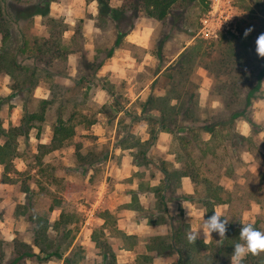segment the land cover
Wrapping results in <instances>:
<instances>
[{
  "label": "rangeland",
  "instance_id": "1",
  "mask_svg": "<svg viewBox=\"0 0 264 264\" xmlns=\"http://www.w3.org/2000/svg\"><path fill=\"white\" fill-rule=\"evenodd\" d=\"M122 2L123 0H0V6L4 4L12 20L9 27L10 35L4 42L0 40V53L4 54L6 68L3 71L0 70L2 127L8 129L18 126L23 113L40 111L46 95L43 89H38L35 93L34 87L40 81L45 80L49 84L51 91L49 96L52 100L46 107L44 122L40 124L39 132L36 133L37 129H33L29 131L27 138L18 137L17 139L18 155L13 159V164L20 172L18 183L3 186L4 181L0 177L2 181L0 224L3 226L0 227V264H9L15 258L14 253L17 250L27 249V245L33 243L30 226L22 219H19L18 226L9 229L10 233H2L7 232V224L11 223L14 208L18 206L16 210L23 211L22 214L26 213L25 215H30L34 211L41 216L55 218L58 214L57 209L52 212L49 210L54 201H59L62 208L72 212L73 215L75 212L79 214L74 216L75 222L70 232L65 230L63 234H58L55 227L49 234L46 232L45 236L50 242V246L47 247L59 253L67 246L69 240L75 237L74 246L82 248L79 253L82 256L80 264L105 263L107 256L104 247L101 246H106L104 244L109 240V236H104L95 230L100 220L95 221L94 227L90 223L85 224V215L81 210L83 205L90 204L89 200L93 198V194L96 195L95 190H99L101 178L108 172L107 181L110 183V188L107 195L103 193L99 212L108 213V208L112 209V206L123 199L121 192L124 191L123 188L126 190L127 185L121 180L119 182L118 176L114 174L121 170L122 167L119 168L121 164L125 165L121 171L123 175L128 174L130 166L125 161L127 156L131 158V155L130 152L123 151L126 149L119 152L114 150L113 143H117L119 139L120 142L125 140L124 145L145 150V153L152 156V160L159 165L160 170L164 167L171 168V162L174 164L175 158L170 159L172 151L176 154L180 152L183 157L188 155L192 163L199 167V172L197 171L199 178L207 176L215 183L226 186L225 191L222 192L225 202L218 209L224 211V215L230 219L229 224L251 220L257 223L261 231H264V79L261 89L256 93L259 97L251 101L244 117L235 121V132L231 130L227 133H219L225 138L229 135L227 142L224 141L228 144L225 150L214 155L211 154L213 151L209 149L210 145L205 148L203 137L207 136L204 134L207 132L201 131V128L211 127L216 130L222 127L227 128V125L217 127L213 121L222 119L227 112L216 94L220 85L217 84L212 72L203 65L208 61L206 56L203 54L199 56L197 53L190 72L176 73L167 81L165 86L168 88L171 86L174 94L182 96L178 102L173 99V95L168 96L165 91H159L158 79L180 51L196 42L201 44L200 51H210L209 61L214 59L215 41L221 33L238 34L239 30L245 33V29L251 26L253 30L247 36L250 47L255 51V35L264 33V0H231V8L224 7L226 9L223 13L224 18L220 19L222 21L225 19L227 22L232 20L227 23L228 26L213 27L215 37L201 33L202 20L211 9L213 0H185L173 7L168 17L162 22L147 16L138 17L133 11L122 8ZM226 12L230 14L227 15ZM44 39H50L51 42L56 40L57 44L55 47L50 45L45 47V53L42 52L38 59L27 58L29 51L33 53L38 46L33 43L41 44ZM23 43L27 52L18 53L16 49ZM63 47L66 52L65 57L55 58L49 66L52 54ZM15 55L18 65L12 61ZM112 56L114 59L110 64L113 66L111 76H95L99 67L104 65V61ZM35 65L51 69L59 74L47 76L44 71L38 70L37 73L44 76V79L42 80L41 77L31 79V68ZM60 73H64L63 76H60L62 75ZM92 74L95 77H91ZM245 81L246 83L242 84L244 88H250L255 83L254 78ZM144 86L149 89L136 97L137 92ZM108 90L112 93L110 94ZM185 93L188 96L183 97ZM109 97H112L117 104L121 101L134 100L129 112L127 111V114H130L129 118L121 119L117 129L115 128V138H118L115 140H112L114 133L111 131L113 125L111 119L107 124L108 130H99L97 125L91 127L85 120L86 116L90 119L95 116L97 118L96 111L100 108L96 106L97 103L101 102L105 105V99ZM154 97L158 99L156 101L158 104L159 101H164L167 106L175 107H179V103L190 98L196 103L189 114L195 113L201 120L192 123L186 118L189 115L170 112L167 122H173L169 128L163 127L157 133V124L151 125L142 115L154 113L157 105L155 102H149V98ZM179 109L181 108L176 110L180 111ZM108 112L111 111L108 110ZM58 119L68 122L67 125L69 127L71 125L74 135L66 138L59 150L43 154L42 161L38 165L34 153L36 146L40 141H49L50 128ZM73 126L76 128L75 131ZM179 129L183 132L178 133ZM160 133L167 135L164 142L168 147L164 148L161 143L156 145V140L155 142L154 139L151 140L153 134L159 136ZM184 133L192 137V142L187 145L181 143L184 141L181 139ZM238 134L245 139L240 140ZM145 135L149 137L147 140L142 138ZM220 139L223 144L224 138L220 136ZM232 142L235 148L230 146ZM78 144L82 152L79 156L74 154L75 149L77 152ZM175 165L177 166V162ZM52 167L60 170L54 172ZM36 168H40L41 171H36ZM112 168H119V170L112 173ZM230 168H234L232 176L226 173ZM147 170L149 167L143 171L139 169L131 180H140L143 185L149 184ZM49 174H54V178L52 179ZM23 181L25 186L33 191L30 196L24 192L21 194L20 184ZM176 181L179 182V175H173L170 179L166 197L174 193ZM35 191L36 194H34ZM204 193L201 186L197 185L194 202L203 203ZM4 194L6 197L3 196ZM12 194H15V199H20L19 203L11 200ZM22 206H25V209L21 208ZM196 207L198 215L193 214L194 225L201 223L200 215L204 212L199 204ZM258 210L259 214H257ZM188 212V209L184 211L186 220L191 213ZM110 214L114 213L110 211ZM211 214L207 211L205 219ZM92 221L90 219L89 222ZM93 228L96 232L94 235L97 241L96 248L90 240ZM183 230L186 233L189 231ZM215 234L212 233V235ZM8 235L9 240L3 237ZM218 237L216 234L215 238ZM217 240L214 243L219 244ZM154 243L158 245V242ZM30 247L33 251L40 252L36 247ZM39 254V258L23 257L17 264H61L64 256L43 261L40 258L44 255ZM205 254H208L207 250L200 253L202 260L197 264H210V261L208 263L204 261ZM223 254L226 256V251ZM259 256L264 262V253ZM156 264L164 263L163 260H157Z\"/></svg>",
  "mask_w": 264,
  "mask_h": 264
},
{
  "label": "trees",
  "instance_id": "2",
  "mask_svg": "<svg viewBox=\"0 0 264 264\" xmlns=\"http://www.w3.org/2000/svg\"><path fill=\"white\" fill-rule=\"evenodd\" d=\"M4 1V0H3ZM92 1V0H89ZM96 1H106V0H96ZM185 2V0H123L122 2V8L129 9L133 11L138 17L147 16L150 18H153L157 21H164L170 12L172 11L173 7L180 5V3ZM46 7V6H45ZM8 9L4 7V4L0 6V40L2 42L5 41L6 37L10 35V20L11 18L8 16ZM23 11V10H22ZM47 11V10H45ZM14 18V17H13ZM16 18V17H15ZM20 19V18H19ZM15 20V19H14ZM12 21V20H11ZM258 35H255V38ZM255 42V40H254ZM193 44L192 46L185 47L182 51L179 52V54L172 60V62L166 67V71L163 72L158 81H156L159 84V87L162 89H166L165 92L168 94V96L173 95L176 102H178L182 96H177L174 94V89L170 86L169 88L165 86L167 84V81H169L171 78L174 77L176 73L179 74H185L190 72L193 65L192 62L195 59V56L198 55H205L208 59L207 62H205L203 65L204 67L212 72L214 77L216 78L217 84H219V88L216 91V94L220 97V100L222 102L223 109L227 112V115L223 117L222 119L213 120L215 124L218 126H226L227 128H220L216 130V128H201V131L208 132L211 136L210 139L205 141L204 145L205 148H207L210 145V148L213 152L210 153L212 155L219 153L221 150H225L228 143L227 138H229V135L227 138H225L223 133H227L231 130L234 131V124L235 121H237L240 117H244L245 112L247 111L248 107L251 104V101L253 99H256L259 97L256 96V93L259 92L262 86V81L264 79V58H260L257 56L256 50L253 51L250 47V41L249 37L245 36L242 30L238 31V34L227 32V34L221 33L219 38L215 41V48L213 49V52L215 53V58L211 59L209 61L210 51H200L201 44ZM25 43H23L22 46H18L19 48L16 49L18 53H25L27 52L26 46H24ZM36 46V48L33 50V53L29 51L30 54H28L26 57L30 59H38V56L41 57L44 52V48L48 47H55L57 42L50 41V39H44L41 44L39 43H33ZM255 45V44H254ZM60 50H55V52L52 54L53 56L50 57L51 61L48 63L49 66L52 65L54 59L65 57L66 52L64 47L59 48ZM50 50V49H48ZM47 50V51H48ZM45 53V52H44ZM4 54L0 53V70L3 71L5 68V57ZM16 55L13 58V62L16 64ZM44 71L45 74L48 75H56L53 70L51 69H44L40 68L37 65L32 66L31 68V76L33 78L35 77H41V79L44 76H41L37 73V71ZM40 71V72H41ZM91 77H95L94 74L91 75ZM255 80V83L250 88H244L242 84L246 83L245 80L248 79ZM44 79V78H43ZM42 79V80H43ZM157 80V79H156ZM45 81V80H43ZM47 82V81H46ZM51 85V84H50ZM168 89H167V88ZM111 94L112 91L108 90ZM187 91V90H186ZM185 91V92H186ZM188 96L186 93L183 95V97ZM239 100V101H238ZM158 99L149 98V102L157 105L156 110H160V113L158 116H149L150 119L153 120L155 123H159L161 125V128L166 127L169 128L171 125V122H167L168 116H170V112L174 113H181V115L187 114L189 116H186L187 120L194 123L198 122L199 117L193 113L189 114L190 109H192V106L195 105V101L188 98L187 100H184L183 102L179 103V107L175 106H167V104L164 101H159V104L156 103ZM52 100H43V105L39 109L40 111L37 112H25L21 116L20 123L18 126H12L8 129L3 128V121L0 119V165L2 166V181L4 182H15L18 181L20 172L14 167L13 159L18 155V137L22 136L23 138H27L29 131L36 127L38 123H41L44 120V114L46 112V107L48 104H50ZM239 102V104H238ZM177 105V104H176ZM177 108L180 111H177ZM207 121V120H202ZM173 124V123H172ZM53 128V136L50 141V143L46 144H38V154L35 156L36 162L40 164V161L42 159L43 154L47 150H53L58 148L66 138H68L72 134V128L67 125L65 121L62 119H58V121L52 126ZM176 129V128H174ZM183 132L181 129H179V132ZM235 132V131H234ZM221 133V134H219ZM181 136V134H180ZM220 136L224 138L223 144L221 143ZM240 140H244L245 137L242 135H237ZM156 135L153 134L151 136V140L155 139ZM182 137V136H181ZM231 138V135H230ZM184 141L183 145H187L189 142H192V137L188 136V134L183 135ZM231 147L235 148V144L232 142L230 144ZM206 150V149H205ZM207 153V151H205ZM79 156V154H77ZM182 161L184 166L182 167L181 174L184 176H188L194 184H198L201 186V188L205 191L203 194L204 199L203 204L206 206L208 211L212 213L214 207L222 202H224V196H222L223 187L222 185L215 183L214 180L207 176H203L202 178H199L197 176L199 172V167L194 165L191 161V158L187 155L183 157L181 155ZM165 169V167L163 168ZM234 169V168H233ZM232 168L228 170L226 173H228V176H232L234 173ZM38 171H41L39 168ZM165 174L167 176L169 175L168 171L165 170ZM198 171V172H197ZM22 191L27 194V196L31 195L30 190L27 186H25L24 181L20 184ZM163 188H158L157 193L159 194L160 202L161 204L166 207L164 196L162 195ZM56 204L59 205L58 201H55ZM163 207V208H164ZM32 225H33V231H34V238H33V245L38 249L40 252L33 251L32 247L30 245H27V249L23 248L21 251L17 250L14 253V259L10 261L9 264H17L20 259L29 258V257H37L39 258V253H42L44 256L40 258L43 261H47L52 259L53 257H59L62 258L66 250L69 249L70 246V240L67 243V246L63 248L59 253L58 251H51L50 248L47 246H50V242L47 240L46 231H47V225L48 220L44 218L41 215H37L35 212H32L29 215ZM74 218H71L70 214H67L63 211H61L59 218L54 224V227L58 231V234H63L65 230L71 231L70 228H66L71 223H73ZM244 223L242 221L234 222L228 225V231H227V237L222 238V243H205L202 240H197L195 244L188 243L186 237H181V233L179 231L174 232L173 237L175 238V246H171L170 248L175 249L178 258L176 259L175 264H195L200 263L202 260V255H200L201 252L206 251L208 254H205L204 261L208 263L210 261V264H229L230 263V257L232 255L233 251V245L237 242H241L239 239V232L241 228V224ZM179 225V224H178ZM255 227L259 229V226L257 223H255ZM175 228V226H174ZM179 230V228H176ZM260 230V229H259ZM104 247L105 251L108 253V257L106 261H104V264H116L114 261V254L110 252V249L108 246H101ZM80 247H73L67 255L63 257V264H79V261L81 259V255L79 254L81 252ZM78 250V251H77ZM226 251V256H224V252ZM243 264H264L260 256H253L249 254L243 261Z\"/></svg>",
  "mask_w": 264,
  "mask_h": 264
},
{
  "label": "crops",
  "instance_id": "3",
  "mask_svg": "<svg viewBox=\"0 0 264 264\" xmlns=\"http://www.w3.org/2000/svg\"><path fill=\"white\" fill-rule=\"evenodd\" d=\"M112 59H114L113 56H112V58H108L107 60H105L104 65L102 64L99 67L95 76H97V75H100V76L109 75V76H111L110 74H112L113 66L112 65L110 66V64H111ZM57 74H59V73H57ZM60 74H62L60 76H63L64 73H60ZM100 76H97V77H100ZM38 89H43L46 92V95L44 96L43 100H50L49 95H50L51 91H50V86L48 83H46L45 81H40V83L36 84L34 87L35 93ZM146 89H149V88H147V86H144L142 88V90L137 92V94L135 96L138 97ZM160 90L165 91L164 88H162V89L160 88L159 91ZM133 101H134L133 99H130V100H127L125 102L121 101L120 103L117 104V103H115V101L112 97L106 98L105 99V103H106L105 105H103L101 102H100V104L96 102L97 103L96 106L100 107L96 111L97 118L95 116L92 119H90L89 117L86 116L85 120L87 121V124L91 125V127L93 125H97V128L99 130L100 129L108 130L109 127L107 124L109 123V120L111 119V124H113V125H112V128L111 127L110 128H111V131H113V133H114V138L112 136V140L118 139V138H115L117 124L120 123L121 119L129 118L128 116H130V114L129 113L127 114V111L129 112V108L132 107V105L134 103ZM50 104H48V105H50ZM107 108H109V109H107ZM108 110H110L111 112H108ZM155 111H156V109H155ZM155 111H154V113L142 114L144 119H148V121L151 123V125H154L155 122L153 120H151L150 119L151 117H149V116H158V114L160 113L159 109H158V111H156L157 113ZM138 115H139V113H138ZM139 117L140 116H138V118ZM97 119H98V121H97ZM42 122H44V120ZM19 123H20V121H19ZM41 123H38L36 125V127H33L31 130L37 129L36 133H38ZM66 123L68 124V122H66ZM146 123H147V120H146ZM156 124H157L156 132L158 133V130L161 129V125L158 122ZM188 124L191 125V123H188ZM48 128H49V126H48ZM73 128L75 131L76 128L74 126H73ZM50 129H51V137H50L49 141L48 142L40 141V143H38V144H46V143L49 144L50 143L52 136H53V128H50ZM178 133H180V132H178ZM204 134H206L207 136H204L203 140H205V141L209 140L211 135L208 132L204 133ZM71 135L72 136L74 135L73 129H72ZM166 136L167 135L164 133H160L159 136L156 135V137L154 139V142L156 140L155 144L157 145V144L161 143L162 145H164V148L168 147L167 143L164 142V141H166V138H165ZM20 137L23 138L22 136H20ZM99 138H100V136H99ZM142 138L147 140L149 137H147V135H145V136H142ZM174 139L176 140L177 138L175 137ZM124 141L125 140L123 139L120 142V139H119L117 141V143L114 142L113 143V145L115 147L114 150L119 152L122 149H126L123 151H126L127 153L130 152L129 154L131 155V158H129V156H127V160L125 161L128 164V166H130V170H129L128 174H126L124 176L121 171H122L123 167H125V165L121 164V166L119 167V168L122 167L121 170H119V168H112L111 169L112 173L119 170V172L117 174H114V175L118 176L119 182L122 181L123 184L127 185L126 190H125V188H123L124 191L121 192V194L123 195V199L120 202H118L115 206H112V209L108 208V211H109L108 213L102 214L99 212L98 208L101 207L100 203H101L102 198H103V193L105 195H107L108 190L110 188V183H109V181H107V176L109 175L108 174L109 172L105 173V177L102 176L103 178H101V180L99 182L100 183V185H98L99 190H97V191L95 190L96 195L93 194L94 195L93 198L91 200H89L90 204L89 205H83V210H81V211L85 215L84 223L85 224L90 223L93 226L95 221H97V220L101 221L100 224H96V225H98V228H95V230L104 236H109V240L104 245L108 246L110 249V252H112L114 254V261L116 264H156L157 260H163L164 264H175L176 259L178 258V255H177L175 249L170 248L171 246H175L174 245L175 238L173 237L174 232L176 233V231H179L181 233V237H185L186 232H184L183 229L190 230L191 227L194 225V222H195V220L193 219V214L198 215V208L196 207V205L199 204L202 210L203 209H204V211L206 210V206L202 202L200 204L198 202H194V200H193V198L195 197L194 193L196 190V186L198 184L197 185L194 184V182L188 176H184L181 174L182 167L184 166V164H183L180 152H179V154L178 153L176 154L175 151H172L170 159H173V157L175 158L174 164L171 162V165H172L171 168L165 167V169L160 170L159 165L157 163H155L154 160H152L153 159L152 156H150L149 154L147 155L145 153V150H141V149L139 150V147L137 148V147L132 146V145H124ZM38 144H37V146H38ZM37 146H36V150L34 152L35 156L38 154ZM60 146L56 149H53V150H47L44 154L45 155L50 154L51 152L59 150ZM17 151H18V148H17ZM74 154L82 155L80 144H78L77 152L75 149ZM176 162H177V166L175 165ZM14 167H15V165H14ZM148 167H149V170H147V172H148V178L147 179L150 182L149 184L143 185L140 180H138V181L131 180V178L134 175H136L135 173H137V171L139 169L141 171H143V170H146ZM38 169L36 168V171H38ZM52 169L54 170V172H56L55 170H57V171L60 170L59 168L56 169L53 167H52ZM165 170L168 171V173H169L168 176H167V174H165V172H166ZM49 175L52 179L54 178V174H49ZM173 175H179V182L176 181L177 185H176V189H175L174 193L171 194L169 197H166L169 182H170V179H172ZM117 176H116V178H117ZM0 177H2V166L1 165H0ZM108 179H110V178H108ZM1 182L2 181H0V188L2 187ZM3 183H4L3 186H6V185L9 186L8 184H10V183L16 184V183H18V181L3 182ZM98 186H97V188H98ZM222 187H223V191H225L226 186L222 185ZM158 188H163L162 195L164 196L166 207H164L160 202L159 194L157 193ZM30 192H31V194L33 193V191H30ZM21 194H23V191ZM34 194H36V191ZM185 194L187 196H184ZM3 196L6 197L5 194ZM11 200H14V203H19V201H20V199L19 200L15 199V194L13 195V198ZM221 205H223V202L216 205L214 207V209H217ZM17 208H18V206L14 208V213H15V210ZM21 208L25 209V206H22ZM56 209L58 211L57 212L58 214L55 218H50L47 215L43 216L44 218H46L48 220L47 231H46L47 234L50 233V230L54 229V224L57 221V219L59 218V215H60L62 209L65 213L70 214L71 218H74V216L77 215V213H78V212H75L73 215L72 212H69V211L65 210L64 208H62L60 202L58 205L54 201V203H52L51 206L49 207V210H50V212H52ZM187 209L189 210L188 213L191 212L189 214L188 220L185 219V215H184V211H186ZM110 211H112L114 214L113 215L110 214ZM14 213H12V217H11L12 219L10 218L11 219L10 225H9V223L7 224V226H8L7 232H2V233H5V234L10 233L9 231H11V230H9V229H11L12 227L18 226L19 225V223H18L19 219H22L24 223L27 222L28 226H30L29 229H30L31 234L34 238L33 225H32V221H31L29 215L28 214L25 215L26 213L22 214L23 211H21V210H18L15 214ZM35 213L37 215H39L37 212H35ZM212 214H213V211H212ZM90 219L93 220L94 222L93 221L89 222ZM74 222L71 223L66 228L73 227ZM250 222H252V221L250 220ZM254 223H256V222L254 221ZM174 226H175V228H174ZM0 227H3L2 224H0ZM176 228H179V230ZM95 230H94V228L92 229V232L90 234L91 235L90 240H91V242H93L94 247L96 248L97 241L94 239V235L96 233V232H94ZM32 236H31V241L33 242ZM3 237H5L7 240H9V238H8L9 235L3 236ZM215 237H216V234L212 235V237H205V238L201 237L200 240H202L203 242L208 243V244L212 243V242H213V244H216L218 242L214 243V241L219 239V237L218 238H215ZM154 242H158V245H157V243H154ZM75 243H76V238L75 237L73 239L71 238L70 244L68 245L70 247L64 253V256L67 255L73 247H75L74 246ZM28 245L33 246L35 248V245H33V243H30ZM140 246H142L143 248L140 249L139 248ZM80 250H82V248ZM104 251H105V249H104ZM105 255L106 256L108 255V253L106 251H105ZM50 260H52V259H50ZM104 261H106V260H104ZM158 263H160V262H158ZM61 264H63V258H62ZM79 264H80V261H79ZM195 264H197V263H195Z\"/></svg>",
  "mask_w": 264,
  "mask_h": 264
},
{
  "label": "clouds",
  "instance_id": "4",
  "mask_svg": "<svg viewBox=\"0 0 264 264\" xmlns=\"http://www.w3.org/2000/svg\"><path fill=\"white\" fill-rule=\"evenodd\" d=\"M252 27L245 29V36L251 33ZM256 53L260 58H264V33L259 34L255 40ZM205 210L200 215L201 223L193 225L186 233L188 243L195 244L201 237H212V233L219 236L218 241L222 243V238L227 237L230 219L224 215L221 209H213V214L205 219ZM259 214V210L257 211ZM239 239L241 242L235 243L230 257V264H243L244 259L249 255L258 256L264 253V231L255 227L254 221L241 224Z\"/></svg>",
  "mask_w": 264,
  "mask_h": 264
},
{
  "label": "built area",
  "instance_id": "5",
  "mask_svg": "<svg viewBox=\"0 0 264 264\" xmlns=\"http://www.w3.org/2000/svg\"><path fill=\"white\" fill-rule=\"evenodd\" d=\"M226 9L231 8V0H213L211 5V9L208 11L205 19L202 20V35H209L210 37L216 36L215 29L213 27L218 28L222 27V25L228 26L227 23H230L232 19L227 22L225 19L222 21L220 18H224L223 13ZM227 15L230 13L226 12ZM212 26V27H211Z\"/></svg>",
  "mask_w": 264,
  "mask_h": 264
}]
</instances>
